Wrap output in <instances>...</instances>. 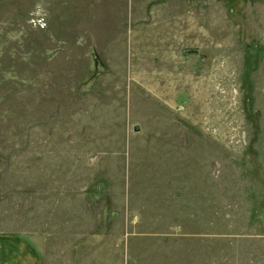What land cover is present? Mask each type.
<instances>
[{
	"label": "rangeland",
	"instance_id": "rangeland-1",
	"mask_svg": "<svg viewBox=\"0 0 264 264\" xmlns=\"http://www.w3.org/2000/svg\"><path fill=\"white\" fill-rule=\"evenodd\" d=\"M0 235L264 264V0H0Z\"/></svg>",
	"mask_w": 264,
	"mask_h": 264
},
{
	"label": "crops",
	"instance_id": "crops-1",
	"mask_svg": "<svg viewBox=\"0 0 264 264\" xmlns=\"http://www.w3.org/2000/svg\"><path fill=\"white\" fill-rule=\"evenodd\" d=\"M70 248L68 252L57 250L54 253L46 247L39 249L31 241L19 236L0 235V264H80L79 259L74 257L78 248ZM64 254L70 256L66 262L60 258ZM84 264H90L88 258Z\"/></svg>",
	"mask_w": 264,
	"mask_h": 264
},
{
	"label": "water",
	"instance_id": "water-1",
	"mask_svg": "<svg viewBox=\"0 0 264 264\" xmlns=\"http://www.w3.org/2000/svg\"><path fill=\"white\" fill-rule=\"evenodd\" d=\"M140 130H141L140 125H136V126H134V131H135V132H139Z\"/></svg>",
	"mask_w": 264,
	"mask_h": 264
}]
</instances>
